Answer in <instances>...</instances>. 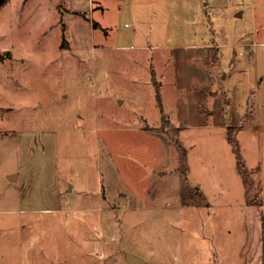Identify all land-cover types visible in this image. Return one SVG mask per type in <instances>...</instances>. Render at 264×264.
<instances>
[{"label": "rangeland", "instance_id": "obj_1", "mask_svg": "<svg viewBox=\"0 0 264 264\" xmlns=\"http://www.w3.org/2000/svg\"><path fill=\"white\" fill-rule=\"evenodd\" d=\"M86 2L0 10V264H263L264 0ZM10 127L60 138L27 211Z\"/></svg>", "mask_w": 264, "mask_h": 264}, {"label": "crops", "instance_id": "obj_2", "mask_svg": "<svg viewBox=\"0 0 264 264\" xmlns=\"http://www.w3.org/2000/svg\"><path fill=\"white\" fill-rule=\"evenodd\" d=\"M11 1V0H10ZM106 0H92V6L89 9V5L91 3V0H88V2H86V6H87V10H81L79 8L76 9H66L68 12H72L73 14L77 16H85L87 18L88 13L92 14L96 13L97 10H99L102 14L106 13V6L104 5ZM142 2H146L147 0H141ZM95 3H98V5L95 6ZM8 4V3H7ZM0 8V10L2 8H4L5 6ZM62 11V10H60ZM64 12V11H63ZM65 13V12H64ZM95 17H94V21H95ZM99 26H102L100 23H98ZM69 31V28H67V30L65 31L63 29V32L66 33ZM196 48H198L199 46H195ZM214 46H210L208 47L207 53L204 52V47L201 46L202 51H198L195 53V55H190L191 60H193L194 56L197 57L198 59H200V63L202 64L200 67L202 68V72L203 70H205V68H207V70L209 71V69L211 68L212 72L213 69H215L216 71L218 70V67H215V64H213L214 68H212L211 63L214 61L215 57H214V52L212 51V48ZM196 58V59H197ZM215 62V61H214ZM217 65V64H216ZM212 79L214 80L215 78L212 77ZM211 81V79H210ZM215 81V80H214ZM211 85H209L208 87L212 86V81L210 82ZM208 89V88H207ZM211 92H214V90L211 89ZM222 96H218L216 94L215 100H214V108L213 111H211L212 113H216V115L222 114V106L224 105L222 103ZM229 104L232 103L233 108H237L236 102L231 99L228 102ZM168 122L172 125L173 128H175L176 126H174L172 120L170 119V116L168 117H164L162 119V122ZM6 135L8 134H12L16 136V140H17V148H18V160H19V167L16 171H14L13 173H9L7 175V178L10 180L11 183L13 184H17L19 187V191L22 193L21 198H22V202H21V208H23L24 211L30 210L29 208H27L28 206H24L25 201L28 199V195L32 196L34 195V197H32L34 200L39 201L40 198H44V196H41V193H39L40 191H44L43 189H41V186L37 187L36 185L41 184L39 181V177L40 175H42V170L43 167L45 166H50L51 163L48 162V160H46V162L43 161H39V154L41 153V151L38 150L37 147H39L40 142H44L45 143V157L47 156V152L52 151V154H54L55 156V162H57L58 157L60 156L59 154V142H60V138H59V134L58 132H56L53 129H49V128H45L44 130H37L35 128H19L18 130L10 127V128H6L5 132ZM166 141V140H165ZM35 144V146H31V144ZM44 150V151H45ZM41 157H43V155L41 154ZM178 158V157H177ZM179 162V158L177 159ZM45 161V160H44ZM49 163V164H48ZM58 164V162H57ZM48 171H50L51 169L48 168ZM59 170V167H56V173L52 174L51 176H55V182L53 183L52 181H49L48 184H50L51 186L48 188L50 191H46L47 192V196L50 195V197L53 198V200H62L64 198V191H75V185L74 184H70V182L68 181H62L61 180V175L60 172L57 173V171ZM180 167L175 166L172 171L169 169L167 170V172L169 174H171V177L174 178L175 176H179ZM41 171V172H39ZM174 176V177H173ZM38 177V178H36ZM70 184V185H69ZM37 187V188H36ZM45 189V188H44ZM37 193L40 194V198L37 197ZM50 193V194H49ZM36 194V195H35ZM46 197V196H45ZM32 199V200H33ZM36 205H33V207H31L33 210L34 207ZM43 210L47 211V210H54L57 207H52L51 205H48L46 207H41ZM61 209V208H59ZM262 231V230H261Z\"/></svg>", "mask_w": 264, "mask_h": 264}, {"label": "water", "instance_id": "obj_3", "mask_svg": "<svg viewBox=\"0 0 264 264\" xmlns=\"http://www.w3.org/2000/svg\"><path fill=\"white\" fill-rule=\"evenodd\" d=\"M128 260L130 264H144L145 259H143L141 256H137L133 253L128 254Z\"/></svg>", "mask_w": 264, "mask_h": 264}, {"label": "trees", "instance_id": "obj_4", "mask_svg": "<svg viewBox=\"0 0 264 264\" xmlns=\"http://www.w3.org/2000/svg\"><path fill=\"white\" fill-rule=\"evenodd\" d=\"M10 0H0V8L3 7L4 5H6L7 3H9ZM262 230H263V236H262V260H263V264H264V217L262 220Z\"/></svg>", "mask_w": 264, "mask_h": 264}]
</instances>
